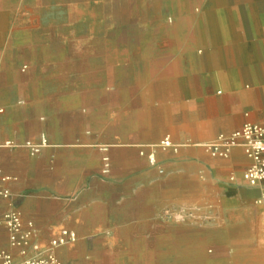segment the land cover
<instances>
[{"label": "crops", "instance_id": "1", "mask_svg": "<svg viewBox=\"0 0 264 264\" xmlns=\"http://www.w3.org/2000/svg\"><path fill=\"white\" fill-rule=\"evenodd\" d=\"M81 19L76 0H0L1 247L15 210L41 241L76 236L62 264H264L249 160L204 149L264 123V0H184L182 33L116 52Z\"/></svg>", "mask_w": 264, "mask_h": 264}, {"label": "built area", "instance_id": "2", "mask_svg": "<svg viewBox=\"0 0 264 264\" xmlns=\"http://www.w3.org/2000/svg\"><path fill=\"white\" fill-rule=\"evenodd\" d=\"M44 133H40L38 143L24 142V146L35 153L40 145L46 144ZM11 146V143H7ZM239 145L249 164L242 171V180L250 187L257 188L256 203L264 206V123H245L241 128L229 136H219L217 140L204 146L205 151L214 158H227L232 147ZM160 148L171 147L169 138H165ZM140 156L146 157L149 164L155 163L153 149L146 152L141 147ZM103 176L110 174V162L107 157L102 159ZM233 181V177H230ZM6 195L7 193H1ZM184 214L179 215V219ZM6 230V245L0 247V264H62L57 255V249L62 245H71L75 242L74 234L62 232L58 238L41 241L35 233L32 222H23L19 212L13 210L4 216Z\"/></svg>", "mask_w": 264, "mask_h": 264}, {"label": "rangeland", "instance_id": "3", "mask_svg": "<svg viewBox=\"0 0 264 264\" xmlns=\"http://www.w3.org/2000/svg\"><path fill=\"white\" fill-rule=\"evenodd\" d=\"M76 3L78 21L81 18L93 20L91 25L79 27L80 33L92 35L100 44H105L102 40L108 37L112 40L107 44L109 52H116L118 46L122 45L119 38L123 35L142 38L162 35L169 33L174 25L179 24H182L184 29V23L179 22V19L184 21V13L178 14L165 0H76ZM253 200L256 202L257 197ZM200 206L185 205L184 220L196 210H200Z\"/></svg>", "mask_w": 264, "mask_h": 264}, {"label": "bare ground", "instance_id": "4", "mask_svg": "<svg viewBox=\"0 0 264 264\" xmlns=\"http://www.w3.org/2000/svg\"><path fill=\"white\" fill-rule=\"evenodd\" d=\"M168 5H171L173 10L177 11V13H184V0H165ZM173 33L180 34L182 33V29L179 25L174 26Z\"/></svg>", "mask_w": 264, "mask_h": 264}]
</instances>
